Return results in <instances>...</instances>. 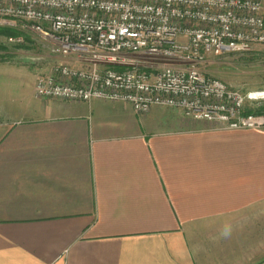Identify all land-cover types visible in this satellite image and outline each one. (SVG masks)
I'll return each instance as SVG.
<instances>
[{
  "label": "crops",
  "instance_id": "obj_1",
  "mask_svg": "<svg viewBox=\"0 0 264 264\" xmlns=\"http://www.w3.org/2000/svg\"><path fill=\"white\" fill-rule=\"evenodd\" d=\"M0 65V264H264L249 132L40 98L38 73Z\"/></svg>",
  "mask_w": 264,
  "mask_h": 264
},
{
  "label": "built area",
  "instance_id": "obj_2",
  "mask_svg": "<svg viewBox=\"0 0 264 264\" xmlns=\"http://www.w3.org/2000/svg\"><path fill=\"white\" fill-rule=\"evenodd\" d=\"M39 35L61 61L38 72L40 98L180 109L222 129L264 128L243 92L207 73L212 56L264 45L261 0H0V27ZM24 44L25 37H9Z\"/></svg>",
  "mask_w": 264,
  "mask_h": 264
},
{
  "label": "rangeland",
  "instance_id": "obj_3",
  "mask_svg": "<svg viewBox=\"0 0 264 264\" xmlns=\"http://www.w3.org/2000/svg\"><path fill=\"white\" fill-rule=\"evenodd\" d=\"M24 36L25 43L10 42L9 37ZM53 45L35 34L7 36L0 34V64L26 67L36 73L61 61L53 51ZM11 68L0 65V68ZM212 76L218 77L243 92L264 91V45H255L251 50L212 56L202 66ZM264 109V99L247 105L248 111ZM230 130V129H226ZM252 135L255 149L264 150V128L241 129Z\"/></svg>",
  "mask_w": 264,
  "mask_h": 264
},
{
  "label": "trees",
  "instance_id": "obj_4",
  "mask_svg": "<svg viewBox=\"0 0 264 264\" xmlns=\"http://www.w3.org/2000/svg\"><path fill=\"white\" fill-rule=\"evenodd\" d=\"M0 34H5L7 36H11V35H19L21 34V32L13 27H0ZM255 114H260V113H264V109L260 108L258 110H254V111H249Z\"/></svg>",
  "mask_w": 264,
  "mask_h": 264
}]
</instances>
